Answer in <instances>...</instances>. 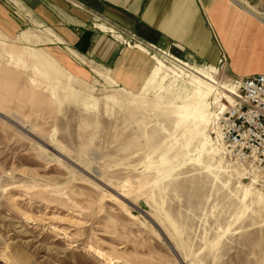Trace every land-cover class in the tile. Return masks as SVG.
Instances as JSON below:
<instances>
[{"label":"rangeland","instance_id":"rangeland-1","mask_svg":"<svg viewBox=\"0 0 264 264\" xmlns=\"http://www.w3.org/2000/svg\"><path fill=\"white\" fill-rule=\"evenodd\" d=\"M9 12L0 15V263L264 264V166L229 157L214 120L229 75L156 56L165 81L134 92L144 76L113 83L24 10L18 26ZM187 72L217 82L221 103L212 96L194 110L212 124L186 117L197 95Z\"/></svg>","mask_w":264,"mask_h":264},{"label":"crops","instance_id":"crops-1","mask_svg":"<svg viewBox=\"0 0 264 264\" xmlns=\"http://www.w3.org/2000/svg\"><path fill=\"white\" fill-rule=\"evenodd\" d=\"M8 1L0 0V15L9 10L18 26L23 18L15 12L24 10L60 39L59 49L72 50L102 67L115 83V76L127 84L144 76L134 92L144 89L156 61L146 50L126 46L109 32L112 28L134 32L143 42L216 67L225 75L264 71V0Z\"/></svg>","mask_w":264,"mask_h":264},{"label":"built area","instance_id":"built-area-1","mask_svg":"<svg viewBox=\"0 0 264 264\" xmlns=\"http://www.w3.org/2000/svg\"><path fill=\"white\" fill-rule=\"evenodd\" d=\"M109 32L115 33L126 46L143 47L151 56L156 55L168 63L182 60L168 48L143 42L134 32L114 28ZM228 82L234 88L233 102L226 103L225 108L215 107V120L226 154L264 166V71L230 76Z\"/></svg>","mask_w":264,"mask_h":264},{"label":"bare ground","instance_id":"bare-ground-1","mask_svg":"<svg viewBox=\"0 0 264 264\" xmlns=\"http://www.w3.org/2000/svg\"><path fill=\"white\" fill-rule=\"evenodd\" d=\"M110 29V28H109ZM111 30V29H110ZM141 49H144L143 47H140ZM146 50V49H144ZM147 51V50H146ZM148 52V51H147ZM155 61H156V55H153L152 56ZM158 61V60H157ZM174 62V61H173ZM188 65V64H187ZM185 64V66H187ZM181 66V65H180ZM189 67V66H188ZM218 71V69H217ZM185 74V72H183ZM189 77L193 78V82L196 84H193V89H192V93L191 94H195L197 93V95L195 96V101L193 102V104H188L186 105V107H184L185 109H189V114H187L186 117H190V116H193L194 119H197L199 122H202L204 123L205 125H209V124H212L213 120L210 118L209 115H206V114H199L198 116H195L194 115V110H195V107L198 105V104H204L206 101L209 100V98H211L212 96H214L215 98V102L217 104L221 103V95L219 94V92L217 91L216 92V86L215 84H217L216 80L213 78V77H208L207 79H209V81H205L201 78H198L196 77L194 74H189L188 72L186 73ZM166 72H165V66L163 65V63H161L160 61H158V65L156 67L153 68V71L151 73V76L150 78L148 79L145 87H144V91L143 92H146V90L148 89H152V88H155L157 86H160L166 79ZM108 79L114 83V80L109 76ZM214 83V84H213ZM191 84V83H190ZM229 88L230 89H227L228 90V93H230V96H226L225 98L227 99V102L228 103H232V94L234 92V88L232 86L231 83H229ZM222 86V85H221ZM224 86V85H223ZM226 87V85H225ZM167 91H171L173 89V85L172 83L167 87L165 88ZM189 95V94H188ZM187 95V96H188ZM189 98V97H188ZM175 99V98H174ZM173 99V100H174ZM180 108H183V107H180ZM214 114V113H213ZM212 116V115H211ZM215 117V115H214ZM215 123V122H214ZM216 124V123H215ZM216 130V128H214ZM219 138H220V132H219ZM221 140V138H220ZM222 142V141H221ZM223 144V143H222ZM223 147L225 148L224 144H223ZM257 177L259 176L256 175ZM262 176L264 177V174H262Z\"/></svg>","mask_w":264,"mask_h":264}]
</instances>
